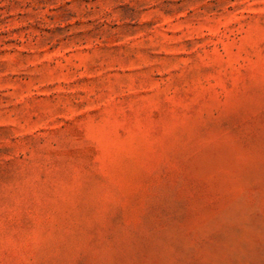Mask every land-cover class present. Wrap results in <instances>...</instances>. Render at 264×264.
<instances>
[{
    "label": "rangeland",
    "instance_id": "1",
    "mask_svg": "<svg viewBox=\"0 0 264 264\" xmlns=\"http://www.w3.org/2000/svg\"><path fill=\"white\" fill-rule=\"evenodd\" d=\"M0 264H264V0H0Z\"/></svg>",
    "mask_w": 264,
    "mask_h": 264
}]
</instances>
